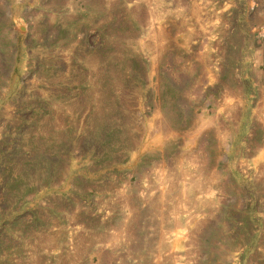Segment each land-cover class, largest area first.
Wrapping results in <instances>:
<instances>
[{"label":"rangeland","instance_id":"374dc122","mask_svg":"<svg viewBox=\"0 0 264 264\" xmlns=\"http://www.w3.org/2000/svg\"><path fill=\"white\" fill-rule=\"evenodd\" d=\"M0 264H264V0H0Z\"/></svg>","mask_w":264,"mask_h":264}]
</instances>
